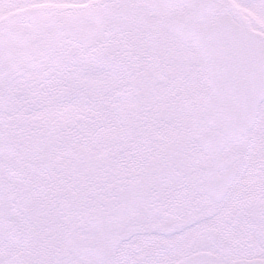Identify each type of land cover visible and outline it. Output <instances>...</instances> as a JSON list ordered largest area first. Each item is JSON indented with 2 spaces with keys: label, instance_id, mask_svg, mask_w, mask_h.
<instances>
[{
  "label": "snow or ice",
  "instance_id": "6c2138e0",
  "mask_svg": "<svg viewBox=\"0 0 264 264\" xmlns=\"http://www.w3.org/2000/svg\"><path fill=\"white\" fill-rule=\"evenodd\" d=\"M0 264H264V0H0Z\"/></svg>",
  "mask_w": 264,
  "mask_h": 264
}]
</instances>
